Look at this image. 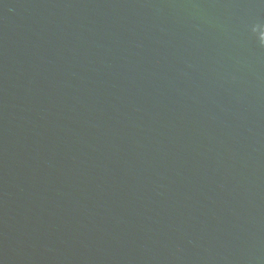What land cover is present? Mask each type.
I'll list each match as a JSON object with an SVG mask.
<instances>
[{"label":"water","instance_id":"obj_1","mask_svg":"<svg viewBox=\"0 0 264 264\" xmlns=\"http://www.w3.org/2000/svg\"><path fill=\"white\" fill-rule=\"evenodd\" d=\"M261 22L0 0V264H264Z\"/></svg>","mask_w":264,"mask_h":264},{"label":"clouds","instance_id":"obj_2","mask_svg":"<svg viewBox=\"0 0 264 264\" xmlns=\"http://www.w3.org/2000/svg\"><path fill=\"white\" fill-rule=\"evenodd\" d=\"M251 31L257 35L259 43L264 46V38H261V35L264 34V22L253 24Z\"/></svg>","mask_w":264,"mask_h":264}]
</instances>
